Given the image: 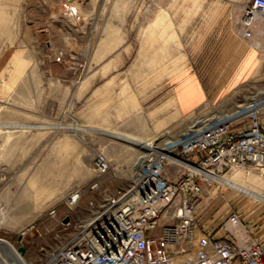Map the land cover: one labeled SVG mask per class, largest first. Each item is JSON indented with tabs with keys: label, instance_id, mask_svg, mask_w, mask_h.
Masks as SVG:
<instances>
[{
	"label": "rangeland",
	"instance_id": "374dc122",
	"mask_svg": "<svg viewBox=\"0 0 264 264\" xmlns=\"http://www.w3.org/2000/svg\"><path fill=\"white\" fill-rule=\"evenodd\" d=\"M246 2L0 0V75L9 67L0 87V237L24 245L30 264H41L46 250L71 235L59 220L72 190L82 192V209L137 175L138 149L89 128L158 145L177 139L199 116L238 113V104L264 90V47L256 44H264V18L253 21L251 38L243 36ZM15 52L20 68L10 61ZM182 76L193 78L202 96L187 111L174 93ZM260 119L264 124V112ZM11 123L19 126L7 128ZM98 154L107 159L105 171L95 165ZM234 173L241 182L255 179L264 192L256 172H225ZM44 190L52 204L36 216L24 211L46 207L38 199ZM207 191L204 207L244 199L264 210L228 185ZM29 201L33 206L22 207Z\"/></svg>",
	"mask_w": 264,
	"mask_h": 264
},
{
	"label": "built area",
	"instance_id": "2783aa9c",
	"mask_svg": "<svg viewBox=\"0 0 264 264\" xmlns=\"http://www.w3.org/2000/svg\"><path fill=\"white\" fill-rule=\"evenodd\" d=\"M253 15L264 18V0H247L244 6L241 25L247 38L254 35ZM250 106L251 101L238 113L172 139L173 161L149 153L126 187L109 190L82 209V192L72 190L59 220L60 230L71 235L46 250L41 264H264V242L238 211L223 220L221 236L207 231L198 214L208 200V186L219 183L216 177L225 172L248 169L264 180V106ZM169 164L176 175H170ZM95 165L107 169L104 154H98Z\"/></svg>",
	"mask_w": 264,
	"mask_h": 264
},
{
	"label": "bare ground",
	"instance_id": "6f19581e",
	"mask_svg": "<svg viewBox=\"0 0 264 264\" xmlns=\"http://www.w3.org/2000/svg\"><path fill=\"white\" fill-rule=\"evenodd\" d=\"M164 15H165L164 13H162L161 15H159V20H162L164 18ZM157 17H156V19H157ZM257 19H258V16H256V15H253L252 16V20L254 22H256ZM256 44H258V46H260V47L261 46L264 47V44L262 43V40L261 39L256 40ZM10 61L13 64L18 65L16 67H18V68L21 67L20 66V63L21 62L18 59V52H15L13 54V56H12V58H11ZM6 67H7V65H6ZM8 68H5L2 71L1 75H0V87H1V84L3 83V75L5 74V72L7 71ZM248 99L252 103V106H250L251 108H253V107L254 108L262 107L264 105V90H261V91H259L258 93L254 94V95L248 96ZM259 100H261V102H259ZM237 106H238L239 109H243V107L245 106V104L244 103H241V104H238ZM250 109L249 108H245L246 111H249ZM214 116L221 117L218 112L217 113H214L210 117L209 116L206 117L204 115H202L201 117L199 116V118L196 119V121L192 122L190 125H188L186 127V131L189 130V129H191V128H195V127L202 126L203 124L206 123V121H209V119L212 118V117H214ZM16 126L18 127L19 125H7V128L12 129L13 127H16ZM39 126H44V125H39ZM75 126H76V124H75ZM0 127H2V124H0ZM82 129L83 130H88V127H82ZM89 130H94V131L96 130V131H99L100 133H103V134H106L107 136H110L111 138L120 139L123 142L127 143L128 145L134 147L136 150L138 149V151H140L139 160L135 164V168H137V170H140L141 165L143 164L146 156H148L149 153H151V152H154V153L155 152H159L162 155L167 156L169 160H171V161L174 160V157L172 156V154H170V151H169V147L171 146V145H169L171 139H166L163 143H160V144L157 145L156 142H154L152 140H148L146 138H142V137H139V136H136V135H133V134H126V133H121V132H118V131H112V130H107V129H102V128H92V127L89 128ZM238 170H244V169H238ZM216 179L219 181V183L228 185L232 189H236V190H238L240 192L245 193L246 195H251V196L258 195L257 194L258 193L257 190H255L251 186L246 185V184H244V183H242V182H240L238 180H234L233 178H229L227 176V174H224V175H221L219 177H216ZM261 180L263 181V179H261ZM28 193H29L28 190H26L22 194V195H25L27 197L24 200L28 199V196H29ZM60 197H61V195H60ZM51 202H52V199H50V204H52ZM24 203H26V204L23 205L22 207L33 206V204H31L30 201H29V203L28 202H24ZM18 205H19V203H18ZM34 207L35 206H33V208ZM41 211H43V207H41V208L39 207V209L37 211H33L32 210L31 212L33 213L32 214L33 216H36ZM0 264H30V262L18 250V247L14 246V244L11 241H9V240H7L5 238L0 237Z\"/></svg>",
	"mask_w": 264,
	"mask_h": 264
},
{
	"label": "crops",
	"instance_id": "0c3cea01",
	"mask_svg": "<svg viewBox=\"0 0 264 264\" xmlns=\"http://www.w3.org/2000/svg\"><path fill=\"white\" fill-rule=\"evenodd\" d=\"M161 13L159 15H161ZM159 15L157 19H159ZM179 84L183 88L179 86L174 91L179 107L184 111L196 108L198 103L202 101V96L198 95V93L195 91L197 82L193 80V78L190 79L187 76V78L185 79V77L183 78L182 76L179 78ZM12 125H16V124L13 123ZM227 176L229 178H233L234 180L239 181V178H237L236 173H234L233 175L227 174ZM242 183L249 185L255 190H257L258 195L256 196L246 195L245 193L236 190L237 192L247 196L248 201L253 202L254 200V202H259L264 204V192L256 188L254 184L255 179L252 180L245 179L242 181ZM256 184L258 183L256 182ZM42 193L44 195H41L38 199L42 203L46 202L45 203L46 207L44 205L41 206L43 207V211H45L50 206V190H44L42 191ZM235 203L236 204H233V201H227V202L223 201L222 203L217 202L216 205H212V207L202 206L200 209H198V214L201 220V224L204 226V228L207 231L214 233V235L216 236L224 235L225 230L222 226V222L227 217L229 212H231L232 210H236L240 213L241 220L249 224L250 231L253 234L257 235L262 242H264V210H261L252 203L246 202V200L244 199H241ZM38 209L39 207H34V208L32 207L30 209H24V211H32V210L37 211Z\"/></svg>",
	"mask_w": 264,
	"mask_h": 264
},
{
	"label": "water",
	"instance_id": "95a60500",
	"mask_svg": "<svg viewBox=\"0 0 264 264\" xmlns=\"http://www.w3.org/2000/svg\"><path fill=\"white\" fill-rule=\"evenodd\" d=\"M65 220H67V218H65ZM22 238H23V234L20 233V234L18 235V238H17V239H18L19 241H21ZM18 250H19L22 254H24L25 251H26V247H25L24 245L20 244V245H18Z\"/></svg>",
	"mask_w": 264,
	"mask_h": 264
}]
</instances>
